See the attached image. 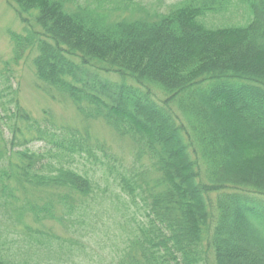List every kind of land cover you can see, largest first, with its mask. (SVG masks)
<instances>
[{"label": "trees", "instance_id": "16d2710c", "mask_svg": "<svg viewBox=\"0 0 264 264\" xmlns=\"http://www.w3.org/2000/svg\"><path fill=\"white\" fill-rule=\"evenodd\" d=\"M7 2L23 25L10 33L13 62L33 54L37 87L72 105L85 132L47 137L7 78L0 214L45 227L86 211L95 181L69 162L96 156L90 126L101 122L133 150L140 169L118 179L132 198L140 191L146 207L145 222L109 264H264V209L249 194L264 195V0H232L248 18L220 26L208 19L231 0H183L166 12L138 0ZM45 139L51 148L28 146ZM26 228L25 253L0 246V264L77 254V240Z\"/></svg>", "mask_w": 264, "mask_h": 264}, {"label": "rangeland", "instance_id": "374dc122", "mask_svg": "<svg viewBox=\"0 0 264 264\" xmlns=\"http://www.w3.org/2000/svg\"><path fill=\"white\" fill-rule=\"evenodd\" d=\"M83 1L85 2V0ZM181 1L183 0H138L143 7L153 12L156 10L166 12L170 6ZM121 13L128 15L130 11H121ZM140 14L139 11L136 12V16ZM111 17L115 18V14H111ZM246 18H248L247 12L241 6L237 11L235 4L232 2L231 5L225 7L222 13L212 15L208 21L210 26H220L224 23H243ZM22 28V22L11 5L8 4L7 0H0L1 88H6L8 81L5 80L8 78L10 82L8 85H12L18 90L22 105L30 110L34 118L39 121V129L43 132L46 131L47 137L50 138L51 133H56L58 138H63V132L67 134L70 130L75 129L78 130L75 134L81 137L85 132V124L79 119L74 107L66 102L52 101L37 87L32 61L33 54L20 60L17 64L13 62V45L10 33L21 32ZM8 92L6 90L3 96H0V115L8 113L2 110L7 106L4 103V107H2V101L9 102ZM46 111L50 113V116H46ZM14 133L12 129L7 128L3 132V136L10 142ZM90 133L94 142L93 145L97 143V140L100 144V146L93 147L96 156L87 153L76 156L72 162H69L79 172L87 173L95 181L96 190L89 200L90 204L87 210L82 214L76 212L71 217L67 216V220H74L75 223L66 220L65 225H62L56 220H51L45 222V227L28 219L21 221L18 216L12 217L2 212L0 214V246L2 252L10 256L17 255L18 258L21 257L25 253L30 240L26 227L31 225L33 228H39L43 231H45V228L49 229V234L52 236L79 242V245L74 246V249L77 250L75 256L73 255L72 258L64 257L61 260L57 259L56 255L50 256L51 259H46L49 264H109L117 260L127 244L131 230L135 226L137 227L141 221L145 222L146 213L145 203L140 196V191H138L139 193L135 198H132L120 186L118 176L119 173H124L126 176L131 177L134 174L133 169L135 167L140 169V165L136 161L129 144L114 138L103 123L93 122L90 126ZM22 139L20 133H18L17 141L22 142ZM23 146V144L17 142L15 149H22ZM28 146L34 151H44L53 145L45 139L33 140L28 143ZM193 146L199 148L197 143ZM108 162L115 167L113 172L108 170ZM126 167H129V169L126 170ZM249 194L264 209V195ZM74 227L77 229H74ZM70 241H67V243L71 246ZM56 248H58V251L60 250L59 245ZM56 251L55 249L53 254H56Z\"/></svg>", "mask_w": 264, "mask_h": 264}]
</instances>
